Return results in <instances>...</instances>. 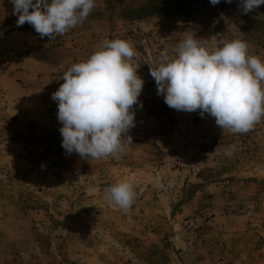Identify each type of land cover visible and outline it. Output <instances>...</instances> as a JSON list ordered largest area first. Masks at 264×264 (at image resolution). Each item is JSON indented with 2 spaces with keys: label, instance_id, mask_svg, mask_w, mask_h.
I'll list each match as a JSON object with an SVG mask.
<instances>
[{
  "label": "rangeland",
  "instance_id": "rangeland-1",
  "mask_svg": "<svg viewBox=\"0 0 264 264\" xmlns=\"http://www.w3.org/2000/svg\"><path fill=\"white\" fill-rule=\"evenodd\" d=\"M239 2L96 0L83 24L55 39L18 27L29 30L25 51L46 60L52 77L42 88L45 104L33 102L45 111L41 127L19 132L0 117V155L7 148L20 155L11 173L0 165V264H264V118L247 133L222 130L207 113L168 107L150 75L162 52L174 55L190 22L191 33L207 35V48L241 39L264 61V5L243 14ZM103 7L106 17H95ZM151 14L155 28L145 30L146 20L136 21ZM17 19L8 13L0 27ZM114 39L138 53L130 63L144 80L142 107L133 108V143L123 153L86 160L62 148L51 96L64 71ZM11 138L25 144L2 146ZM126 180L136 195L124 212L104 193Z\"/></svg>",
  "mask_w": 264,
  "mask_h": 264
},
{
  "label": "clouds",
  "instance_id": "clouds-1",
  "mask_svg": "<svg viewBox=\"0 0 264 264\" xmlns=\"http://www.w3.org/2000/svg\"><path fill=\"white\" fill-rule=\"evenodd\" d=\"M232 3V0H226ZM17 27L28 23L41 39H55L83 24L96 0H10ZM212 5L220 0H210ZM264 0H240L243 14L258 9ZM241 39L224 42L212 50L191 35L172 50L160 54L150 75L166 105L185 112L199 110L215 118L222 130L247 133L264 118V61L249 54ZM131 42L106 40L86 61L63 72V83L52 93L58 104L61 146L82 159L99 160L123 153L133 143L129 135L136 126L134 106L144 80L130 61L136 57ZM132 181H121L105 189L104 199L120 210H130L135 199Z\"/></svg>",
  "mask_w": 264,
  "mask_h": 264
},
{
  "label": "crops",
  "instance_id": "crops-1",
  "mask_svg": "<svg viewBox=\"0 0 264 264\" xmlns=\"http://www.w3.org/2000/svg\"><path fill=\"white\" fill-rule=\"evenodd\" d=\"M98 1V0H97ZM103 4L105 0H101ZM108 1V0H106ZM10 0H0V18H4L6 14L13 13V5L8 3L6 9H3V3ZM103 13L94 15L95 17H106L108 12L105 7L102 8ZM158 17L156 14L144 15L141 17L138 24H142L144 20L143 29L151 30L155 28V21L147 20ZM1 21V20H0ZM1 26V25H0ZM194 24L191 22L186 23L184 34L191 35L198 38L202 42V46H207L206 36L201 32L191 33L190 30ZM29 32L25 28H18L17 26L9 25L7 28L0 27V117H5L6 128L13 129L19 132H24L30 127H41L42 120L41 114L45 111L41 107H37L33 102H37V99L41 100V104H45L46 94L42 91L43 85L52 77V74L47 72V67L50 64L46 60L40 58L37 55L30 54L25 51L26 41L22 39V36ZM58 77H53L54 80H58ZM1 140V139H0ZM6 147H14L24 145L25 140H15L13 138L6 139L1 142ZM15 155V156H14ZM20 158L19 154H15L14 151L6 149L3 154L0 155V165L5 167V172H10V161L13 158ZM24 159V157H22ZM25 160V159H24ZM19 161V160H18ZM12 166V165H11ZM10 167V168H9ZM13 168V167H12ZM21 168V166L19 167ZM16 169L14 175L21 172V169ZM1 172V170H0ZM32 175L37 176L36 172H31ZM3 208V209H2ZM0 210H6V205L3 206L0 203ZM32 237V243L40 242V239ZM60 236L55 237V241L63 239ZM42 249L41 245H38ZM10 253L12 252L13 245L8 246ZM1 248V247H0Z\"/></svg>",
  "mask_w": 264,
  "mask_h": 264
}]
</instances>
